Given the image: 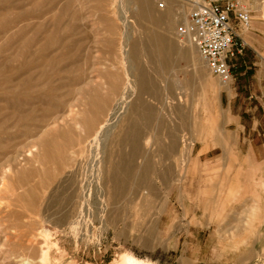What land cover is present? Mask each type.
Returning a JSON list of instances; mask_svg holds the SVG:
<instances>
[{"label": "rangeland", "instance_id": "obj_1", "mask_svg": "<svg viewBox=\"0 0 264 264\" xmlns=\"http://www.w3.org/2000/svg\"><path fill=\"white\" fill-rule=\"evenodd\" d=\"M150 1L162 25L140 19L139 0H0V264H109L125 253L264 264V211L239 233L232 204L216 201L226 180L193 178L195 151L223 141L229 87L181 32L189 1ZM138 71L149 78L140 93ZM121 162L133 180L114 196L107 177ZM146 164L152 201L147 183L137 191Z\"/></svg>", "mask_w": 264, "mask_h": 264}, {"label": "crops", "instance_id": "obj_2", "mask_svg": "<svg viewBox=\"0 0 264 264\" xmlns=\"http://www.w3.org/2000/svg\"><path fill=\"white\" fill-rule=\"evenodd\" d=\"M240 33L243 49L228 61L231 79L226 83L223 141L195 151L200 161L196 170L201 174L193 178L204 181L208 172L226 180L224 194L216 201L232 204L226 208L233 207L239 215L242 233L248 214L264 211V5L252 7L249 25Z\"/></svg>", "mask_w": 264, "mask_h": 264}, {"label": "built area", "instance_id": "obj_3", "mask_svg": "<svg viewBox=\"0 0 264 264\" xmlns=\"http://www.w3.org/2000/svg\"><path fill=\"white\" fill-rule=\"evenodd\" d=\"M251 1L190 0L181 32L190 38L210 73L223 84L231 79L229 59L243 49L240 29L249 25Z\"/></svg>", "mask_w": 264, "mask_h": 264}, {"label": "bare ground", "instance_id": "obj_4", "mask_svg": "<svg viewBox=\"0 0 264 264\" xmlns=\"http://www.w3.org/2000/svg\"><path fill=\"white\" fill-rule=\"evenodd\" d=\"M189 1V4L191 3L190 2V0H188ZM139 2H140V7H139V9H138V12H137V14L141 17L140 19H147V20H149L152 24H154V25H162L161 23H162V20H161V16H160V14H162V13H160L159 15H158V12H155V11H153V9H152V7H151V1L150 0H139ZM155 4V3H154ZM162 4V3H161ZM156 6V5H155ZM178 7V6H177ZM156 8V7H155ZM177 9V8H176ZM177 10H179V9H177ZM160 11V10H159ZM171 12V11H170ZM175 12H177V11H175ZM168 13V12H167ZM178 13V12H177ZM175 14V13H174ZM180 14V13H179ZM177 15V14H176ZM138 16V17H139ZM164 16V15H163ZM169 16V15H168ZM179 16V15H178ZM172 18H175V20L177 19V16H173ZM144 21H146V20H144ZM175 23H177V22H170L169 21V25H170V27L172 28L173 27V25L175 24ZM150 25V24H149ZM154 29V28H153ZM157 29V28H156ZM169 29V28H168ZM159 30H160V28H159ZM149 36H151L150 37V39H151V41H152V44L154 45V47H155V49H156V51H160L161 53H163L164 55H161L162 57H164L165 58V52H166V49H164V48H166L165 47V45H164V36H163V32H162V34H160V31H159V33H156L155 31L153 32L152 31V34H149ZM190 39V38H189ZM191 41V40H190ZM141 50V49H140ZM184 50H185V53H186V55H187V48H184ZM145 51V50H144ZM139 53V52H138ZM160 53V54H161ZM150 55V54H149ZM201 58V57H200ZM202 59V58H201ZM158 61H159V59H158ZM164 64V63H163ZM162 64V65H163ZM160 66V65H159ZM125 67V66H124ZM161 68V67H160ZM135 71V70H134ZM135 80H136V88H137V91H138V93H140V92H142V90H148V82H149V78L146 76V74H144L143 72H140V71H138L137 73H136V76H135ZM177 97V96H176ZM180 98H181V96H180ZM137 100H138V97L136 98ZM135 103V102H134ZM179 103V102H178ZM150 116H151V110L148 108V107H144V108H142L140 111H139V114L137 115V121H141L142 123H147L149 120H150ZM107 122H108V119L106 120ZM110 123V122H109ZM137 123V122H136ZM104 124V123H103ZM105 125H106V123H105ZM104 125V126H105ZM101 126H102V124H101ZM158 126V125H157ZM103 127V126H102ZM101 127V128H102ZM107 127H109V125H107ZM100 128V129H101ZM106 129V128H105ZM134 129V128H133ZM136 129V128H135ZM100 131H102V130H100ZM99 131V132H100ZM107 131V130H106ZM129 133V132H128ZM99 134V133H98ZM103 134H105V133H103ZM137 134H138V131L137 130H133V131H131L130 132V134H128V135H126V138H128L129 140H132L133 142H132V147H131V151H130V153L131 154H135V153H137V147H136V143H135V138H136V136H137ZM96 139H95V141H97V143L96 144H98V141H99V139L97 138V137H95ZM95 144V145H96ZM139 145V144H138ZM96 149V148H95ZM97 150V149H96ZM171 151V150H170ZM96 155V154H95ZM95 158H97V155H96V157ZM98 159H95V162H96V165H97V163H98ZM149 161V160H148ZM147 162V161H146ZM183 162V161H182ZM99 164V163H98ZM148 164H149V162H148ZM147 165V164H146ZM145 165V167L141 170V174L140 175H138L137 174V176H138V181L137 180H135V181H133L134 183L136 182L137 183V186H138V188H137V191H138V189L140 188V184H148V187H146V188H149L150 187V189H151V185L149 186V182H147L146 181V179H147V177H146V171L145 170H147V169H149L148 168V166L149 165H147L146 166ZM98 166V165H97ZM151 167V166H150ZM97 168H99V167H97ZM152 169H153V167H152ZM131 170V167H125L124 165H123V163L121 162V163H119V165H117V166H115V167H113L112 169H111V172H110V174H109V176L107 177V181L108 182H110L111 184V189H112V194L114 195V196H116V195H123L124 193H127V192H125L126 191V189H127V187H128V185H129V183L130 184H132L131 182H129L128 184H127V182H128V180H129V177L131 176V172L132 171H130ZM155 170V169H154ZM153 170V171H154ZM99 171V170H98ZM148 173H150V172H148ZM133 177V176H132ZM131 178V177H130ZM132 180H133V178H131ZM136 179H137V177H136ZM134 183H133V185H134ZM139 184V185H138ZM136 185H134L133 186V190H134V188H135V190H136V187H135ZM145 188V189H146ZM129 190V189H128ZM147 190H149V189H147ZM156 191H157V189H156ZM145 192V191H144ZM158 192V191H157ZM142 193V192H141ZM154 193V192H153ZM155 194V193H154ZM125 195V194H124ZM151 195H153L152 194V189L151 190H149V191H147V192H145V194H144V200H147L148 201V199L150 200V201H152V199H154V197L151 199V198H149V196H151ZM135 196H137V193H136V195ZM154 196V195H153ZM140 197V196H139ZM142 197V196H141ZM143 198V197H142ZM127 200V199H126ZM141 200V199H140ZM142 203V202H141ZM145 203H148V202H144V203H142V209L143 208H145V207H143V206H145ZM157 204H158V202H157ZM147 205V204H146ZM151 206V205H150ZM159 208V207H158ZM44 258H46V254L43 252L42 253V255H41V260H43ZM109 264H151L150 262H148V261H146V260H143V259H139V258H137V257H135L134 255H132V254H129V253H125V254H123L121 257H119V259L118 260H116V261H113V262H111V263H109Z\"/></svg>", "mask_w": 264, "mask_h": 264}]
</instances>
